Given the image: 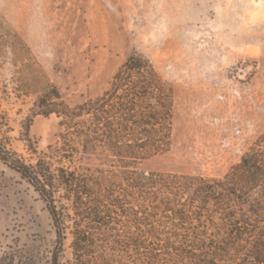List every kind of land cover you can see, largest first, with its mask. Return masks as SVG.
Returning <instances> with one entry per match:
<instances>
[{
	"label": "rangeland",
	"instance_id": "374dc122",
	"mask_svg": "<svg viewBox=\"0 0 264 264\" xmlns=\"http://www.w3.org/2000/svg\"><path fill=\"white\" fill-rule=\"evenodd\" d=\"M0 16L44 77L35 90L49 81L71 106L101 95L132 52L153 61L174 87L172 140L141 170L221 177L264 130V0H0ZM3 60L0 111L12 147L30 158L34 96H16L28 69L11 53ZM31 119L30 139L46 151L60 119ZM55 241L44 201L0 160V254L26 247L49 264Z\"/></svg>",
	"mask_w": 264,
	"mask_h": 264
},
{
	"label": "trees",
	"instance_id": "16d2710c",
	"mask_svg": "<svg viewBox=\"0 0 264 264\" xmlns=\"http://www.w3.org/2000/svg\"><path fill=\"white\" fill-rule=\"evenodd\" d=\"M2 19L0 67L7 53L20 57L31 84L16 96L34 98L30 158L12 147L0 111V160L46 204L56 233L49 264H264V130L221 177L141 170L172 140L174 87L153 61L132 52L101 95L71 106L49 81L35 90L44 77ZM39 114H55L63 128L46 151L29 135ZM0 264L42 262L16 247Z\"/></svg>",
	"mask_w": 264,
	"mask_h": 264
}]
</instances>
